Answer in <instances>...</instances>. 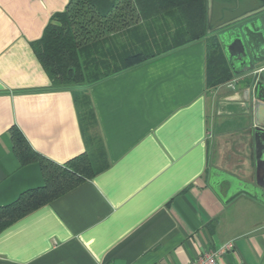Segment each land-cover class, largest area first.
Segmentation results:
<instances>
[{
    "label": "crops",
    "instance_id": "obj_1",
    "mask_svg": "<svg viewBox=\"0 0 264 264\" xmlns=\"http://www.w3.org/2000/svg\"><path fill=\"white\" fill-rule=\"evenodd\" d=\"M67 2L0 0V207L44 185L38 162L20 163L11 128L82 177L0 229V264H190L230 241L212 264H264V204L243 192L227 200L226 183L210 182L223 171L264 184L250 86L255 72L264 75V59L235 45L227 51L241 26L256 28L258 19L264 27V0H205L206 38L90 85L55 88L31 44ZM184 22L173 12L138 22L109 35L108 48L150 49ZM208 38L232 73L212 88Z\"/></svg>",
    "mask_w": 264,
    "mask_h": 264
},
{
    "label": "trees",
    "instance_id": "obj_2",
    "mask_svg": "<svg viewBox=\"0 0 264 264\" xmlns=\"http://www.w3.org/2000/svg\"><path fill=\"white\" fill-rule=\"evenodd\" d=\"M192 6V7H191ZM184 16L179 33L156 37L150 49L113 52L109 35L137 26L159 15ZM205 0H68L64 10L52 15L32 50L50 79L52 87L90 85L158 55L206 38ZM186 15H195L192 25ZM139 22V24H138ZM183 32V33H182ZM184 36L189 38H178ZM112 40V39H111ZM119 54L117 59L113 58ZM231 70L223 50L214 38L205 45V83L216 87L230 80ZM13 150L21 164L38 162L44 185L22 192L13 202L0 207V229L70 191L82 177L73 164L60 166L35 153L17 128L10 129Z\"/></svg>",
    "mask_w": 264,
    "mask_h": 264
},
{
    "label": "water",
    "instance_id": "obj_3",
    "mask_svg": "<svg viewBox=\"0 0 264 264\" xmlns=\"http://www.w3.org/2000/svg\"><path fill=\"white\" fill-rule=\"evenodd\" d=\"M256 22L258 23L256 28L253 27L252 22L241 26L236 34L234 33L232 35V43L227 47V51H230V46L235 45L240 47L241 54L244 57L248 58L250 54L254 62L264 59V27L259 23L258 19ZM246 69H253V64L249 62V66ZM250 86L253 96L255 123L253 132L255 143L257 144L258 134H261L263 137L262 140L264 141V75L262 72H255L253 74ZM210 182L214 185H219L221 182L226 183L229 191L227 200L243 192L264 204V184L257 179L255 183H250L229 173L220 171L219 178L213 173L210 174Z\"/></svg>",
    "mask_w": 264,
    "mask_h": 264
},
{
    "label": "built area",
    "instance_id": "obj_4",
    "mask_svg": "<svg viewBox=\"0 0 264 264\" xmlns=\"http://www.w3.org/2000/svg\"><path fill=\"white\" fill-rule=\"evenodd\" d=\"M232 244H233L232 241L226 242L223 246H221L216 251L211 252L210 254H206L205 256L198 257L197 259L193 260L190 264H212L215 260V256L219 253H222L226 249H230ZM99 264H102V263H99Z\"/></svg>",
    "mask_w": 264,
    "mask_h": 264
}]
</instances>
